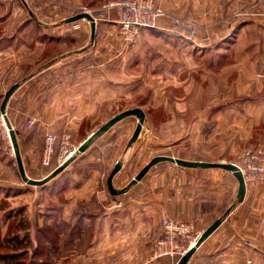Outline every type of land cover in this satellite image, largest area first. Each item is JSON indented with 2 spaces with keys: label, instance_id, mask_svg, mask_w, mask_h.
<instances>
[{
  "label": "rangeland",
  "instance_id": "1",
  "mask_svg": "<svg viewBox=\"0 0 264 264\" xmlns=\"http://www.w3.org/2000/svg\"><path fill=\"white\" fill-rule=\"evenodd\" d=\"M109 1L0 0V264L170 259H151L170 216L153 213L150 198L139 215L143 189L239 185L229 170L213 168L223 176L205 185L192 181L191 167L161 161L115 195L107 177L119 161L117 189L158 155L235 163L246 187L261 188L254 191L264 216V0H153L164 14L132 40L111 9L94 35L89 18L66 21L84 11L98 16ZM15 83L5 114L1 104ZM134 107L145 112L136 140L130 142L138 117L129 115L78 151L106 121ZM11 128L28 177L42 179L70 162L46 183L29 184ZM47 131L57 136L49 164ZM192 223L195 233L207 227ZM248 241L259 248L264 234L242 241L254 249Z\"/></svg>",
  "mask_w": 264,
  "mask_h": 264
},
{
  "label": "crops",
  "instance_id": "2",
  "mask_svg": "<svg viewBox=\"0 0 264 264\" xmlns=\"http://www.w3.org/2000/svg\"><path fill=\"white\" fill-rule=\"evenodd\" d=\"M187 170H190L186 173L193 182L198 180L196 183L205 185L218 182L216 180L223 176V173L213 168L191 167ZM148 188L141 193V206L146 204V198H150L148 201H151L153 213L163 212L176 219L206 223L207 227L217 218H222L221 225L197 247L187 264H264V257H259L254 249L242 243L244 239L264 234V216L258 215V191H254L258 187H247L243 198L238 196V187ZM145 212L148 209L143 206L138 211L142 217ZM140 220L145 223V218ZM151 264L178 262L159 259Z\"/></svg>",
  "mask_w": 264,
  "mask_h": 264
},
{
  "label": "built area",
  "instance_id": "3",
  "mask_svg": "<svg viewBox=\"0 0 264 264\" xmlns=\"http://www.w3.org/2000/svg\"><path fill=\"white\" fill-rule=\"evenodd\" d=\"M109 9L114 11L115 22L119 25L125 38L129 40L134 39L142 29L156 28L160 17L164 14L163 10L153 0H112L104 6V10L98 16H93L95 22L101 20V17L104 19ZM192 32L194 33L193 29ZM191 38L194 39L193 34ZM56 142V134L47 131L43 147L44 162L46 164L51 162ZM238 168L246 178L245 170L240 166ZM162 227L163 232L156 241L152 260L168 257L172 260L177 259L178 262L182 255L196 245L202 234L200 232L195 233V225L192 222L172 217L164 218ZM248 244L254 249H260L264 254V241L259 248L253 241H248Z\"/></svg>",
  "mask_w": 264,
  "mask_h": 264
},
{
  "label": "water",
  "instance_id": "4",
  "mask_svg": "<svg viewBox=\"0 0 264 264\" xmlns=\"http://www.w3.org/2000/svg\"><path fill=\"white\" fill-rule=\"evenodd\" d=\"M82 17H87L91 20L92 23V34H95L96 31V22L94 20V18L87 12H81L78 13L76 15H73L69 18L66 19L67 22H71V21H75L78 20ZM18 83H15L14 85H12L8 91L6 92L4 99L2 101L1 104V111L3 113L6 114V104L10 98V96L12 95V93L15 91V89L18 87ZM129 115H136L138 117V123L137 126L133 132V135L131 137L130 142L136 140V138L138 137L142 126H143V122L145 119V112L139 108V107H134V108H130L127 110H124L118 114H116L115 116H113L112 118H110L108 121H106L103 125H101L99 127V129L93 133H91L79 146H78V151L79 152H84L97 138L100 134L105 133L108 129H110L114 124H116L117 122H119L120 120L124 119L125 117L129 116ZM11 133V137H12V141H13V145H14V149H15V154H16V160H17V165L19 168V172L22 176V178L28 182L29 184H35V185H42L44 183H46L47 181H49L50 179H52L53 177H55L58 173H60L70 162V160H67L65 163H63L62 165H59L58 167H56L50 174H48L46 177L42 178V179H34L31 177H28L23 165V161H22V157H21V153H20V149H19V144H18V140L16 137V132L13 130V128H11L10 130ZM161 161H170V162H174L177 163L181 166H185V167H201V168H222L225 170H229L231 171L234 176L237 178L238 180V196L239 198H243L245 193H246V179L244 177L243 172L238 168V166L235 163L232 162H211V161H196V160H187V159H183V158H177L174 156H168V155H158L153 157L138 173L137 175L132 179V181L130 183H128L127 186L117 189L114 184H113V179L115 177V175L117 174V172L120 170V168L122 167V163L119 161L115 164L114 168L112 169V171L110 172V174L107 177V187L109 189V191L112 194H120L123 192H126L134 183H136L137 181L141 180L142 177L146 174V172L156 163L161 162ZM222 218L219 217L217 218L209 227H207L203 233L201 234V236L199 237V240L197 241L196 245L192 246L184 255H182L180 257V259L178 260V264H187L188 260L190 259V257L192 256V254L196 251L197 247L199 245H201V243L211 234L213 233L222 223Z\"/></svg>",
  "mask_w": 264,
  "mask_h": 264
},
{
  "label": "bare ground",
  "instance_id": "5",
  "mask_svg": "<svg viewBox=\"0 0 264 264\" xmlns=\"http://www.w3.org/2000/svg\"><path fill=\"white\" fill-rule=\"evenodd\" d=\"M4 117V116H3ZM7 131H9L8 129H7Z\"/></svg>",
  "mask_w": 264,
  "mask_h": 264
}]
</instances>
